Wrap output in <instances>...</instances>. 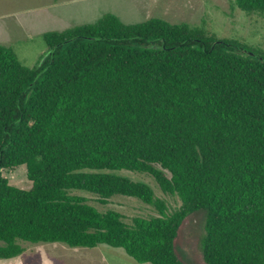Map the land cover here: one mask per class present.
I'll return each instance as SVG.
<instances>
[{
	"label": "trees",
	"instance_id": "trees-1",
	"mask_svg": "<svg viewBox=\"0 0 264 264\" xmlns=\"http://www.w3.org/2000/svg\"><path fill=\"white\" fill-rule=\"evenodd\" d=\"M234 1L264 13V0ZM43 37L37 69L0 45V260L21 256L24 241L184 264L176 240L202 210L205 264H264V54L188 23L125 24L112 13ZM21 166L29 190L2 175ZM121 171L150 175L181 208L169 214ZM70 191L103 204L135 198L160 216L128 224Z\"/></svg>",
	"mask_w": 264,
	"mask_h": 264
},
{
	"label": "rangeland",
	"instance_id": "rangeland-1",
	"mask_svg": "<svg viewBox=\"0 0 264 264\" xmlns=\"http://www.w3.org/2000/svg\"><path fill=\"white\" fill-rule=\"evenodd\" d=\"M112 13L125 24L160 18L171 23H188L219 41L226 40L245 51L264 54V13L240 10L234 0H0V45L12 48L19 61L37 69L47 55L43 35L74 26L94 23ZM132 181L149 185L163 200L169 214L182 206L176 195L162 192L153 177L128 171L113 172ZM2 175L10 185L29 190L26 166L5 170ZM85 198L97 210L116 211L128 224L135 218L160 216L158 210L144 202L114 196L103 204L99 196L85 191H70ZM205 211H197L184 222L176 240V252L184 264H205L201 240L205 236ZM24 253L0 260V264H140L123 249L100 245L96 248H73L63 243H30L21 241Z\"/></svg>",
	"mask_w": 264,
	"mask_h": 264
},
{
	"label": "water",
	"instance_id": "water-1",
	"mask_svg": "<svg viewBox=\"0 0 264 264\" xmlns=\"http://www.w3.org/2000/svg\"><path fill=\"white\" fill-rule=\"evenodd\" d=\"M246 53L249 54V55H251V56H254V53H252V52H250V51H246ZM48 54H49V53H47V55H48ZM47 55H45V57L41 60V62H40V66L44 63V61H45ZM39 77H40V74H39V75L37 76V78L35 79L34 84L38 81Z\"/></svg>",
	"mask_w": 264,
	"mask_h": 264
}]
</instances>
